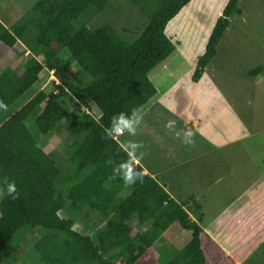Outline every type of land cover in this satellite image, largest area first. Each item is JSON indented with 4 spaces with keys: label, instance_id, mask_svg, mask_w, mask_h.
Segmentation results:
<instances>
[{
    "label": "trees",
    "instance_id": "1",
    "mask_svg": "<svg viewBox=\"0 0 264 264\" xmlns=\"http://www.w3.org/2000/svg\"><path fill=\"white\" fill-rule=\"evenodd\" d=\"M129 1L147 19L134 40L110 24L91 30L82 20L104 12L111 0H37L10 26L0 21V61H7L0 63V102L5 105L0 113L51 72L62 75L69 62L86 73L84 86L64 80L55 90H39L0 122V264L16 263L21 238L33 231L39 235L32 246L39 264H159L154 244L176 222L191 238L167 264H237L228 251L232 240L225 239L239 236L237 222L225 215L202 228L113 137L112 125L121 114L130 115L156 95L148 75L175 48L166 27L193 0ZM241 1L228 0L214 22L193 66V82L216 56L230 18L242 15ZM17 44L23 46L14 56L22 61L18 69L8 58ZM260 72L256 67L248 74ZM66 99L76 114L66 126L68 166L45 153L26 125L37 110L34 122L40 133H54L68 118ZM91 105L100 112L97 119L81 110ZM125 175L134 183L126 185ZM13 182L15 199L4 191ZM194 209L200 222L197 202ZM92 216L101 225L93 238L74 229L77 220ZM133 221L139 228L134 234ZM256 252L264 264V237Z\"/></svg>",
    "mask_w": 264,
    "mask_h": 264
},
{
    "label": "rangeland",
    "instance_id": "2",
    "mask_svg": "<svg viewBox=\"0 0 264 264\" xmlns=\"http://www.w3.org/2000/svg\"><path fill=\"white\" fill-rule=\"evenodd\" d=\"M36 1L0 0L1 23L4 26H10L21 15L31 9ZM227 2L228 0H193L170 21L168 36L173 38L171 40L175 48L172 54L165 61L155 66L149 74L151 75V72L157 71L163 65L168 68L157 79L154 78L157 72L152 76L153 81L151 82L158 90L157 97L152 100L160 99V102L158 105L155 102H149L139 111L142 119L136 127L135 135L124 132V136H119L120 140L118 138L121 145L143 154L144 156L141 159L146 165L150 163L153 169L162 170L164 175L167 174V170L175 168L179 171L177 172L179 178L177 181L188 180V184L192 181L189 173L195 174L194 167L204 164V159L200 158L201 154L197 152V158L186 165L181 147L190 151V149L195 148V143L184 144L182 142L185 139L184 131L188 130L184 128V119L194 117L195 111L192 106L197 104L200 105L197 107L198 111L203 108L208 109L211 106L217 109L216 104L212 102V98L206 97L205 91L200 88L215 85L218 88V90H215L218 94H233L234 97L237 96L235 99L246 101L248 103L247 109L250 111L251 117L255 119L249 121V123H252L249 124L250 129L255 127L253 124H256L258 129L264 127V0H242L239 3V7L243 12L242 15H233L230 18L231 24L217 47L216 56L204 69L201 78L197 82L191 80L195 60L203 54L210 30L216 19L221 16ZM140 12L129 0H111L109 7L104 12L96 16L83 15L82 20L88 24L91 30L110 24L125 38L134 40L147 23L146 17ZM77 23L75 21L76 25ZM170 32L176 37L175 39L171 37ZM22 51L23 46L17 44L8 53V58L13 59L11 67L20 68L21 58L14 59V56L19 55ZM61 56L65 59L64 61H68L66 54L62 53ZM5 61L3 59L0 63L4 64ZM256 67H260L261 72L258 76L252 77L248 72ZM168 70L172 72L174 78L169 77ZM50 74V76H47L46 81L37 82L14 102L6 112L0 113V122L26 104L39 90H55L54 87L62 84L64 80L73 82L80 87L86 84V73L80 71L75 63H67L63 67L62 75L55 76L52 72ZM160 95L161 97H159ZM69 102L67 99L63 101V105L68 112V118L57 131L48 136H43L34 122V118L39 113L37 110L26 120V125L44 152L50 154L58 164L62 165L64 163L67 166L65 153L69 141L66 126L72 117L76 115L74 104ZM89 108L91 109L90 114L94 115L95 118L100 116V112L94 105ZM133 118L135 119V117ZM170 120L175 121V123L166 128L165 125ZM258 129L251 130V133ZM195 136L197 134L193 133L192 141ZM262 139L261 132L253 135L251 139H247L249 142H259L253 152L263 154V157L262 155L259 157L261 160L259 164L251 162L249 158L247 165L244 166V168H249V176L242 172L241 167L243 164H241V161H235V163L227 159L219 161L224 166L223 180L228 183L227 187L230 186V182L235 181L236 177L240 181H251L261 171L260 167L264 163V142L261 141ZM171 151L178 157L176 158ZM161 164H163V168H160ZM232 164H234L233 167ZM192 167L193 169H191ZM172 173L174 172L168 173L167 180L170 179ZM163 177L161 175L162 180ZM192 178L193 181L212 182L201 175L195 174ZM228 178L231 181H227ZM231 187L233 191L239 190L238 185L236 186L237 189ZM205 189L206 186L202 188L203 191ZM213 190L214 188H210L208 196L205 194L200 199V195L198 192L196 193L198 197L197 204H200V201L204 202V207L200 210L202 225L208 224L214 218L217 210L219 211L227 197L225 195H234V193L229 195L228 192L220 199L208 198ZM256 197V200L252 203V206L256 208L249 209L246 206L242 216H247L242 220L238 219L239 236L236 238L225 237L226 241L232 240L228 245L230 247L228 251L234 253L232 256L237 264H241L242 260L245 259L249 262L248 264L261 263V252L255 254L253 252H255L259 240L264 237V193L258 192ZM194 201L195 199L190 202L191 205H195ZM248 203V200L244 202L245 205H249ZM192 214H195L193 210ZM59 215L64 216L62 212ZM131 224L134 227L132 233L134 234L135 230L139 228L136 226L135 221ZM100 226L92 216L87 221L77 220L74 229L93 238L94 232ZM145 227H148V224L144 225L143 228L145 229ZM169 229L170 231L164 232L155 244L156 252L160 255L159 264H167L172 256L184 247L191 238V232L182 229L177 222L173 223ZM250 234H252V237ZM38 238L37 231L27 233L25 237L21 238L22 243L18 249L17 262L5 261L3 264H39L38 256L32 251V246Z\"/></svg>",
    "mask_w": 264,
    "mask_h": 264
},
{
    "label": "crops",
    "instance_id": "3",
    "mask_svg": "<svg viewBox=\"0 0 264 264\" xmlns=\"http://www.w3.org/2000/svg\"><path fill=\"white\" fill-rule=\"evenodd\" d=\"M168 25L165 30L167 36L169 32ZM170 35L171 37H174V39L176 38L171 32ZM168 37L170 38V36ZM167 69L168 68H166L165 65H163L157 71L151 72V75H148L150 81H153L152 76L154 75V73L157 72V74L154 75V78L157 79L159 75L162 74ZM168 75L169 77L174 78V75H172V72L170 70H168ZM200 89L205 91L206 97L212 98V102L216 104L217 109H215L214 106H211L208 109L203 108L202 110L198 111L197 107L200 106L199 104L192 106L194 108L195 115L192 119L190 118L184 119V126H185L184 128L188 130L191 129V131L194 134H197V136L193 138V142L195 143V148L190 149V151H188L187 148L186 149H184V147L181 148L185 156L186 165L190 164L192 160L197 158V152L198 154H201L199 157L204 159V164L199 166L196 165L194 167L195 174L201 175L212 182H205L203 180L193 181L192 176H194L195 174L192 173H189V177L192 179L190 184L187 183L188 180L177 181L179 180V178L177 177V172L179 171H177L175 168L174 169L171 168L167 170V174L164 175V172L162 170L157 171L156 169H153L150 163H147L146 165L145 162H143L141 159L142 156H144L143 154L132 151L129 149V147L127 148L125 145L122 146L127 151L132 153L135 159V163L142 167L144 174H147L152 178H154L167 191V193L170 195L171 198H173L177 203L181 204L184 207V209L190 214L192 220L198 222L202 228L206 229L209 226H211L216 220H218L221 216L229 215L236 222H238V219L241 220L244 219L247 216V215L242 216V212L243 210H245V207L248 206L249 209L254 208L255 206H252V203H254V201L256 200L257 193L258 192L264 193V163L263 166L260 167L261 171L258 172L252 178L251 181H240V179L236 177L235 181L229 183L230 185L229 187H227L228 183H225V180H223L224 166L221 163H219V161L222 160L224 161V159H227L233 163H235V161H241V164H243L241 167L242 172L249 176L248 173L249 168L248 167L244 168V166L247 165L249 158L251 162H256L257 164H259L261 162L259 157L261 155L263 157V154H257L253 152V150H255V146L259 142H249L247 139H251L253 135H257L258 132H261L263 135V139L261 141L264 142V127H262V129H258L257 125L253 124L255 127L250 129L249 124L252 123H249V121L251 119L253 120L255 119L254 117L253 118L251 117L250 111L247 109L248 103L246 101H240L239 99H235L237 96L234 97L235 95L233 96V94L232 95L218 94L215 91L218 90V88L215 85H211L209 87L204 86ZM156 92H157L156 96L154 97H157L158 95L157 88H156ZM165 95L167 96V94ZM159 97H161V95ZM152 99L149 100V102H155L156 105L159 104L160 99L157 100H152ZM143 107L137 110V114L139 116L140 122L142 119V115H140L139 111H141ZM253 129H258V130L251 133V130ZM121 136H124V132ZM171 153L176 158L178 157L172 151ZM248 153L250 156L248 155ZM231 166L233 167L234 164H232ZM160 168H163V164L160 165ZM191 169H193V167ZM171 171L174 173H172L170 175V179L168 178L167 180V175ZM161 175L164 176L163 180L161 178ZM227 181H231V180L228 178ZM237 185H238L237 188H239V190L233 191V189H231L232 188L231 186H233V188H236ZM204 186H206V189L203 191L202 188ZM210 188H214V190L211 193V196L208 197L211 199H220L221 197H224L225 193L228 192L229 195L230 193H234V195L233 196L225 195L227 197L223 205L220 207L219 211L217 210V214L214 216V218H212L208 222V224L202 225L201 222L202 214H201V221L199 222L197 212L194 209L195 205L194 204L191 205L190 202L193 199H195L194 203H196L198 199L196 193L198 192V194L200 195L199 197L200 199L205 194L206 195L208 194ZM1 197H2V193H1ZM247 200L249 201L248 203L249 205L244 204V202ZM200 202L199 205L201 206L202 209V207H204V202L203 201ZM192 210L194 211L195 214H192ZM143 227L144 226H142L141 229L145 230L146 227L145 229ZM167 231L169 232L170 229ZM250 236L252 237V234H250ZM155 244H154V249H155Z\"/></svg>",
    "mask_w": 264,
    "mask_h": 264
},
{
    "label": "clouds",
    "instance_id": "4",
    "mask_svg": "<svg viewBox=\"0 0 264 264\" xmlns=\"http://www.w3.org/2000/svg\"><path fill=\"white\" fill-rule=\"evenodd\" d=\"M4 107H5V105L3 104V102H0V109H3ZM133 117H135V119ZM139 122H140V119H139V116L137 114V110L133 109L131 114L128 116L121 114L117 118V122L112 125L111 131L113 133H117V134L121 133L119 136H121L123 134V132H128L129 134L135 135L136 127L139 124ZM174 123H175V121L170 120L167 122L165 127L169 128ZM119 136H118V138H119ZM192 136H193V133L191 130H185L184 131L185 139L182 142L184 144H191L193 142ZM122 180L126 185L134 183V178L127 176V175L122 177ZM4 191L10 198H12V199L16 198L17 192H16L14 182L6 185V187H4Z\"/></svg>",
    "mask_w": 264,
    "mask_h": 264
},
{
    "label": "built area",
    "instance_id": "5",
    "mask_svg": "<svg viewBox=\"0 0 264 264\" xmlns=\"http://www.w3.org/2000/svg\"><path fill=\"white\" fill-rule=\"evenodd\" d=\"M82 111L85 112V113H87V114H90V113H91V109H90L89 107H88V108H87V107H83ZM120 134H121V133H120ZM120 134L113 133V137H114V139L117 140V139H118V136H119Z\"/></svg>",
    "mask_w": 264,
    "mask_h": 264
}]
</instances>
